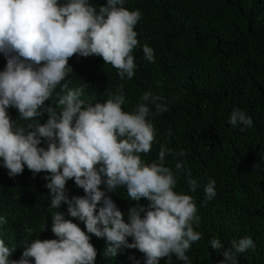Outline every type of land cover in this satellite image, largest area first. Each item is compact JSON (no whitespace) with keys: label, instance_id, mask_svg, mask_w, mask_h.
Wrapping results in <instances>:
<instances>
[{"label":"clouds","instance_id":"9594fccd","mask_svg":"<svg viewBox=\"0 0 264 264\" xmlns=\"http://www.w3.org/2000/svg\"><path fill=\"white\" fill-rule=\"evenodd\" d=\"M125 0H107L97 9L90 0H0V53L7 58L0 71V159L10 177L24 172H47L50 182V210L68 205L72 218L84 223L87 232L60 212L52 215L51 231L57 239L25 240L20 260H10L15 248L0 239V264H96L97 250L91 236L106 241L105 256L115 257L122 247L138 249L145 264H160L175 257L191 264L186 253L202 233L194 229L200 217L193 196L177 192L178 178L186 173L191 192L199 182L193 178L183 160L177 159L175 171L166 166V157H184L161 145L157 160L147 163L156 143L157 132L149 120L152 108L166 112L163 98L144 93L135 109L124 110L126 97L121 85L108 93L104 102L85 104L82 89H68L64 81L72 68L74 55L102 57L105 64L127 80L135 76L137 65L134 49L140 45L134 30L141 12L129 10ZM144 59L155 63L154 49L142 46ZM57 88L56 108L46 107ZM18 110L23 124L13 121L8 109ZM49 119L36 120L43 112ZM228 123L251 128L253 120L242 109H234ZM42 142L47 148L40 147ZM74 179L85 196H66V185ZM107 192L126 188L131 201L128 221ZM204 204L216 195V182L209 178L203 185ZM149 201L147 208L139 204ZM98 205H102L98 208ZM98 213V214H97ZM143 213V216H142ZM6 223L0 216V226ZM31 233L32 229H28ZM133 238V243L128 238ZM210 247L223 255L221 264H237V255L255 250L250 237L233 241L225 249L220 239L209 241Z\"/></svg>","mask_w":264,"mask_h":264},{"label":"trees","instance_id":"16d2710c","mask_svg":"<svg viewBox=\"0 0 264 264\" xmlns=\"http://www.w3.org/2000/svg\"><path fill=\"white\" fill-rule=\"evenodd\" d=\"M90 3L98 9L107 0ZM124 6L141 12L134 29L140 45L132 53L137 65L133 79L122 80L102 57L74 55L64 83L68 89H82L80 99L93 105L106 101L108 93L122 85L127 112L135 109L146 92L161 96L158 102L168 110L157 113L149 104V120L157 136L144 159L147 163L157 160L161 145L186 152L184 157L167 156L165 164L175 171L176 160H183L199 182L193 193L186 173L180 174L175 189L193 196L200 217L194 229L203 238L186 253L191 264H221L223 255L209 241L218 238L227 249L245 237L253 240L255 250L238 254L237 264H264V0H125ZM145 43L154 49L155 63L144 59ZM6 64L7 58L0 53V71ZM63 91L57 88L46 107L56 108ZM234 109L244 110L253 126L242 131L243 126L230 125ZM8 113L13 121L24 123L14 107ZM48 119L47 111L36 118L41 124ZM40 147L46 149L47 143ZM50 175L34 174L25 166L22 174L10 177L0 159V216L6 220L0 226V239L15 248L10 260H20L25 240L57 239L51 231L55 212L87 232L84 223L69 215L67 204L50 210L51 193L46 187ZM209 178L216 182L217 195L204 204L203 185ZM101 190L129 222V208L137 202L130 200L126 188L107 192L106 185H101ZM65 194L69 200L85 196L74 179L67 182ZM139 204L147 208L149 201L142 198ZM90 242L98 253L96 264H145L138 249L122 247L111 257L104 254V239L93 235ZM128 242L133 243V238ZM160 264H168L167 258ZM170 264L186 262L173 255Z\"/></svg>","mask_w":264,"mask_h":264}]
</instances>
